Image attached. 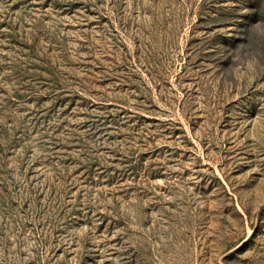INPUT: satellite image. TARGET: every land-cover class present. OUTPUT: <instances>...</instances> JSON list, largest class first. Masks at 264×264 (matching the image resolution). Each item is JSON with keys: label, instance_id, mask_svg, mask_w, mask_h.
<instances>
[{"label": "rangeland", "instance_id": "374dc122", "mask_svg": "<svg viewBox=\"0 0 264 264\" xmlns=\"http://www.w3.org/2000/svg\"><path fill=\"white\" fill-rule=\"evenodd\" d=\"M0 264H264V0H0Z\"/></svg>", "mask_w": 264, "mask_h": 264}]
</instances>
